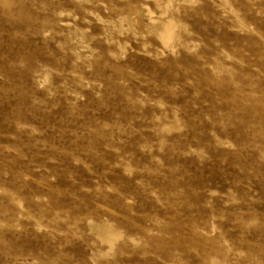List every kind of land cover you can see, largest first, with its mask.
Segmentation results:
<instances>
[{"label":"rangeland","instance_id":"rangeland-1","mask_svg":"<svg viewBox=\"0 0 264 264\" xmlns=\"http://www.w3.org/2000/svg\"><path fill=\"white\" fill-rule=\"evenodd\" d=\"M0 264H264V0H0Z\"/></svg>","mask_w":264,"mask_h":264},{"label":"bare ground","instance_id":"bare-ground-1","mask_svg":"<svg viewBox=\"0 0 264 264\" xmlns=\"http://www.w3.org/2000/svg\"><path fill=\"white\" fill-rule=\"evenodd\" d=\"M166 8V7H165ZM147 14H149V13H147ZM161 15V14H160ZM157 22V21H156ZM163 28H165V29H169L170 27H169V25L167 24L166 25V23H164V25H163ZM164 29V30H165ZM170 30V29H169ZM171 30H173L172 28H171ZM158 34V33H157ZM163 34V33H162ZM152 35V34H151ZM172 35V34H171ZM173 35H174V33H173ZM167 36H168V33H167ZM156 37V36H155ZM166 37V36H165ZM173 37V36H172ZM167 38H170L169 36L167 37ZM163 39V38H162ZM170 41H171V38L169 39ZM169 40L167 41V42H169ZM166 41V40H165ZM166 42V43H167ZM170 43V42H169ZM103 226V225H102ZM104 228H105V226H104ZM106 229V228H105ZM101 230V229H100ZM108 231V230H107ZM110 231V230H109ZM111 233H112V230H111ZM114 234V233H113ZM104 235H106V233H104ZM105 238H106V236H104ZM107 239H108V237H107ZM114 238L113 237H111L110 236V238H109V240H108V242H109V244H113V241L115 240H113ZM102 240V239H101ZM103 241V240H102Z\"/></svg>","mask_w":264,"mask_h":264}]
</instances>
